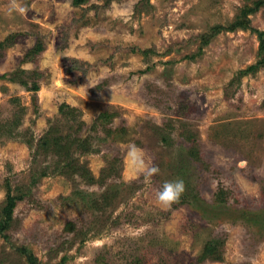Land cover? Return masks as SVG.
<instances>
[{
  "label": "rangeland",
  "instance_id": "374dc122",
  "mask_svg": "<svg viewBox=\"0 0 264 264\" xmlns=\"http://www.w3.org/2000/svg\"><path fill=\"white\" fill-rule=\"evenodd\" d=\"M263 2L0 0V264H264Z\"/></svg>",
  "mask_w": 264,
  "mask_h": 264
},
{
  "label": "trees",
  "instance_id": "16d2710c",
  "mask_svg": "<svg viewBox=\"0 0 264 264\" xmlns=\"http://www.w3.org/2000/svg\"><path fill=\"white\" fill-rule=\"evenodd\" d=\"M259 6H264V2L261 3ZM7 44V40L5 41V43H0V47H4ZM260 46L264 47V39H261V43ZM251 70L254 71L255 69L253 67H251ZM70 117V116H69ZM71 118H75L73 116H71ZM5 130H6V126H5ZM12 131H14V138L17 137L16 135V131L15 129H13ZM9 136H13L11 135V131L9 133ZM62 141H66L64 144ZM26 143H28L29 146H31L33 148V142L31 141H27ZM80 145L86 146L87 148L91 147L90 141L87 138H73L69 135L63 136L60 135L59 137H53L51 134H48L41 139V141L39 142V145L37 147L36 153L35 155L38 156L40 155V153L43 154H53L57 159L58 162L60 163L59 166L60 168H64V167H71L73 169V167L75 166V164L73 163L72 155H73V150H79L81 149ZM75 172H82V176L85 178H89V182L92 183L94 182V179L92 177H88L87 171L85 169V167H77L76 169H73ZM7 198H6V206L3 209V212L0 213V217H4V219L1 220L0 222V233L2 234L3 232H7L4 237L6 239L9 238L8 236V231H10L11 229V223L14 217V212H15V208L18 205V198L13 195L11 193V188L7 186ZM208 250L205 251V253L208 254ZM20 253L25 256L27 258V264H39L38 263V259L33 256L31 253H29V251L27 249H22L20 251Z\"/></svg>",
  "mask_w": 264,
  "mask_h": 264
},
{
  "label": "clouds",
  "instance_id": "9594fccd",
  "mask_svg": "<svg viewBox=\"0 0 264 264\" xmlns=\"http://www.w3.org/2000/svg\"><path fill=\"white\" fill-rule=\"evenodd\" d=\"M20 11H23L21 8ZM133 152H138L139 150L133 146ZM138 160V157H134ZM140 171L144 172L145 176H151L159 172L158 166L147 167L143 165L142 162L139 164ZM186 186L182 178H177L174 180H166L163 182L162 186L156 192V200L163 206H170L173 202L179 200L181 195L185 192Z\"/></svg>",
  "mask_w": 264,
  "mask_h": 264
}]
</instances>
